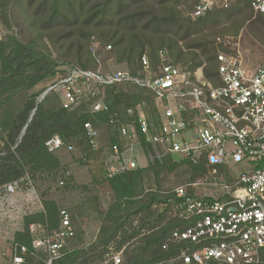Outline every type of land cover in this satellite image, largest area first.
<instances>
[{"label": "trees", "instance_id": "obj_1", "mask_svg": "<svg viewBox=\"0 0 264 264\" xmlns=\"http://www.w3.org/2000/svg\"><path fill=\"white\" fill-rule=\"evenodd\" d=\"M191 10L189 2L179 0H0V21L9 31L0 38V188L27 177L35 180L57 174L60 161L45 147L52 136L88 154L85 122L97 130H111L114 136L119 125L133 119L127 110L136 112L145 104L156 117L151 95L129 85L118 91L103 89L107 113L91 115L84 105L69 112L53 92L36 101V86L53 82L68 71L58 70L57 60L70 68H97L88 50L92 40L110 46L108 56L117 65H125L124 70L133 76H143L141 58L145 56L157 76L163 64L191 75L202 68L204 79L213 85L218 82V51L231 53L222 45L217 48V39L236 40L241 34L247 47L264 50V17L248 1L235 0L227 9H213L199 18H191ZM111 120L114 126L109 124ZM113 136L109 146L117 142ZM204 176L208 183L234 181L228 168L209 166L204 159L192 163L165 156L111 179L101 167L91 186L106 192L110 201L106 209L91 204L99 222L95 240L65 248L54 264H97L110 252L121 254L120 264H184L179 260L180 251H196L199 245L173 242L171 237L194 227L199 216L184 217L183 200L173 190ZM187 195H194L192 188L187 187ZM41 205L42 211L23 218L22 230L13 235L14 243L31 248L30 225L42 226L46 234L58 228L57 203L42 200ZM258 264H264V249L259 251Z\"/></svg>", "mask_w": 264, "mask_h": 264}, {"label": "built area", "instance_id": "obj_2", "mask_svg": "<svg viewBox=\"0 0 264 264\" xmlns=\"http://www.w3.org/2000/svg\"><path fill=\"white\" fill-rule=\"evenodd\" d=\"M179 1L189 2L192 5L189 16L199 18L213 9H227L235 0ZM241 1H248L252 10L264 17V0ZM101 51L108 54L111 47H102L92 40L90 54L98 67L95 70L69 68L37 102L53 92L64 110L71 112L84 105L95 115L109 110L104 102V88L118 91L129 85L149 93L156 117L148 113L145 104L138 106L136 112L127 110V115L133 119L119 125L114 134L117 142L105 151H102L99 130L90 122L83 124L84 140L90 152L102 155L105 177L111 179L145 168L150 161L165 156L192 163L204 159L209 166L228 168L234 177L230 184L208 183L204 176L199 178V183L173 190L175 196L183 200L182 215L199 216V221L183 232H174L171 240L199 245L196 251H180L179 260L184 264H258L259 251L264 249V61L250 68L237 57L219 53L218 82L213 85L204 79L202 68L191 75L163 64L157 76L150 71L145 56L141 58L143 76H133L126 70L106 72L101 69ZM160 56L166 61L163 54ZM109 124L114 126L115 122L111 120ZM45 147L55 157L75 151L73 144L57 135L52 136ZM136 147L142 151L145 165H139L134 154ZM79 163L88 167L92 159L83 154ZM215 174L216 169L212 171V175ZM26 180L28 177L4 185L0 196L12 198ZM59 184L63 186L64 181ZM198 184L208 186L210 193L202 194L200 190L199 197L188 196L187 187L194 189ZM35 211H42V205ZM59 217L58 228L50 234L40 225L29 226L30 249L12 241L4 255L8 264H54L61 258L68 241L74 238V230L65 210L59 212ZM120 255L110 252L97 264H120Z\"/></svg>", "mask_w": 264, "mask_h": 264}, {"label": "rangeland", "instance_id": "obj_3", "mask_svg": "<svg viewBox=\"0 0 264 264\" xmlns=\"http://www.w3.org/2000/svg\"><path fill=\"white\" fill-rule=\"evenodd\" d=\"M8 32L6 26L0 21V38L8 34ZM220 45L227 48L231 53L218 51L217 55L222 53L237 57L250 68H255L264 61V50L259 47L254 49L247 47L241 40V34L236 40L231 37L217 39L215 46L219 48ZM90 46L91 43L88 48L89 53ZM109 54L101 55V69L106 72L124 70L125 65H117L114 59L108 56ZM57 63L59 64L58 70H68L70 68V65L64 64L59 60H57ZM58 79L57 76L53 82H45L36 86L33 90V93L37 95L36 101ZM146 112L147 110L144 113ZM99 133L101 147H104L103 151H105L108 149L109 138L113 136V132L101 128ZM188 139H191L190 135H188ZM74 148L75 151L73 153H61L57 157L62 166L57 174L42 175L35 178V180L28 178V180L22 181L15 196L12 198L0 196V264H8L7 257L4 255L8 252L14 233L22 230L23 218L26 215L35 214V208L41 205L42 200L55 201L60 211L65 210L69 215L74 230V238L68 241L66 249L85 246L95 240L99 222L93 213L95 209L91 204L95 202V206L106 209L110 201L106 192L91 186L92 177L98 174L101 168L102 155H94L89 150L87 155L92 159V163L85 167L82 163H79V158L83 153L75 145ZM134 151L139 165H145L147 162L140 148L136 147ZM60 181H64L63 186L59 184ZM200 181H204V179ZM196 182L199 183V180ZM200 190L202 194L210 193L208 186L201 187L198 184L193 189L194 196L199 197Z\"/></svg>", "mask_w": 264, "mask_h": 264}]
</instances>
